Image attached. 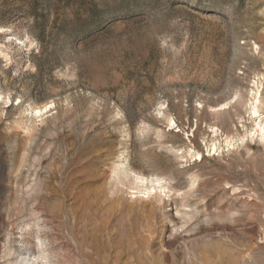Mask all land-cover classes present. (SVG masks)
<instances>
[{"label":"rangeland","instance_id":"1","mask_svg":"<svg viewBox=\"0 0 264 264\" xmlns=\"http://www.w3.org/2000/svg\"><path fill=\"white\" fill-rule=\"evenodd\" d=\"M263 135L264 0H0V264H264Z\"/></svg>","mask_w":264,"mask_h":264},{"label":"bare ground","instance_id":"2","mask_svg":"<svg viewBox=\"0 0 264 264\" xmlns=\"http://www.w3.org/2000/svg\"><path fill=\"white\" fill-rule=\"evenodd\" d=\"M257 95V97L255 98L256 100V102H255V105H254V107H253V112H254V115H258V107H257V103H258V97H259V93H257L256 94ZM254 104V103H253ZM257 126V125H256ZM258 127V126H257ZM260 131H262V130H260ZM262 134H263V131L261 132ZM261 133H260V135H261ZM264 136V135H263ZM262 136V137H263ZM261 139H263V138H261ZM141 178V177H140ZM137 181H140V182H143L144 180L143 179H139V178H137ZM154 183V182H153ZM162 189V188H161Z\"/></svg>","mask_w":264,"mask_h":264}]
</instances>
